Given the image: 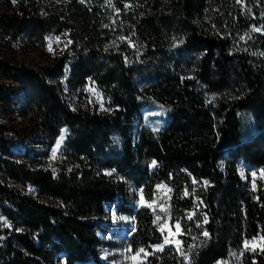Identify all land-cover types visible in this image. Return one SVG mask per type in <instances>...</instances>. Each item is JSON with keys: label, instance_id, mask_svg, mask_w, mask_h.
<instances>
[{"label": "trees", "instance_id": "trees-1", "mask_svg": "<svg viewBox=\"0 0 264 264\" xmlns=\"http://www.w3.org/2000/svg\"><path fill=\"white\" fill-rule=\"evenodd\" d=\"M12 5L0 13L7 34L42 44L55 30L68 40L39 66L0 56V79L9 81L0 83V102L9 107L0 105V116L21 113L47 146L62 127L69 134L56 169L31 167L10 158L13 143L23 142L26 153L29 145L0 123V168L45 197L0 180V264H121L101 257L111 206L133 215L132 248L151 253L137 264H215L231 256L264 264V249L244 246L264 236V175L253 189L238 168L244 161L264 172V0ZM63 88L91 89L95 105L71 102ZM154 104L167 114L161 127L142 122V108ZM243 112L251 115L250 134ZM128 181L167 211L128 205ZM157 185L166 186L165 195ZM157 216L180 221L188 260L175 246L150 247L164 238Z\"/></svg>", "mask_w": 264, "mask_h": 264}, {"label": "rangeland", "instance_id": "rangeland-1", "mask_svg": "<svg viewBox=\"0 0 264 264\" xmlns=\"http://www.w3.org/2000/svg\"><path fill=\"white\" fill-rule=\"evenodd\" d=\"M16 0H0V13L3 12H11L13 10V3ZM36 3L39 2V4L45 3L46 0H35ZM67 33L62 31H55L53 30L52 33L49 34V36L45 39L44 43L42 44H36L34 43L27 35H17L13 36L11 34H7L3 29H0V56L5 58L8 61H14L19 63H27L34 66H39L40 64H43L47 62L50 58H53L54 55L58 54L60 51H62L66 45H67ZM49 46H51V51L49 50ZM61 81H64L61 80ZM8 83L9 81L1 80L0 83ZM61 85L65 86L64 82H61ZM63 96L68 98L71 102L78 104V105H88L89 108H92L95 105L94 100L95 95L91 92V89L85 90H78V89H66L63 88ZM98 97V96H97ZM103 97L100 95L97 99V102H100V105L102 104ZM0 105L4 109H8L9 107L4 104L3 101L0 102ZM10 105V104H9ZM142 122L145 125L151 126V127H161L166 118L167 114L165 113L164 109L156 104L154 105H148L142 108ZM244 125H245V133L250 134L252 132V125L250 124V113L243 112L242 113ZM0 123H4L10 129L17 130L23 137V140L26 142L27 146L29 145V151L28 153L26 150V147L23 142L16 141L11 146V154L10 158L12 160L16 161H22L25 162L26 165L31 167H45L49 169H56L59 162H61L62 153L64 151V141L66 137L69 134V131L62 127L60 129L59 135L56 137L55 141L50 145H45L44 141L41 144V139H43V133L40 134L39 129L25 116L21 115V113H17L16 110H13L9 113L8 116L1 117L0 116ZM61 130H66L64 133V139L62 144L60 145L59 149L56 153V158L53 159V150L56 148L57 141L61 138ZM37 140V141H36ZM35 141V142H34ZM42 145V146H41ZM35 153L36 156H35ZM34 154V155H33ZM239 171L244 172V176L249 175L250 181L252 182L256 180L257 177H261V168L258 166L250 165L244 161L239 162L238 164ZM255 172L256 177H253L251 174ZM0 180L5 183L8 187H11L12 189L19 190L24 193H31L39 198L45 199V197H41L37 190L32 186L25 184L20 181V179H14L2 168H0ZM256 184V182H255ZM125 186H127V198L126 202H128V205L130 204L133 208H139L143 206H147L148 204H152V202L148 201L147 199H144L145 204L141 205L140 199H141V190L135 186L132 185L130 181L125 183ZM162 187L159 189L158 196H163L166 193V187L161 185ZM160 205H163V203H159V205H153L151 209L157 210L158 208H161ZM164 206V205H163ZM132 214H127L125 212L119 211L116 209V207L111 206L107 210L106 217L104 219V222L106 224L107 231L103 234V237L109 240V243H106L102 246L101 251V257L110 259L114 262H119L121 264H137L141 262L145 256L144 253H141L140 257L137 261H133L130 259L132 255H135L140 249H144L146 252H149L148 248H132L130 243H128V239L130 236L132 228ZM160 225L167 222L168 227H165L164 229V236L169 235V228L171 229V232H175V220L170 221L167 217L160 221ZM255 243L257 245V248H261L260 245H262V241L258 237ZM175 239H179L178 235L175 237ZM180 240V239H179ZM252 242L253 239L245 240ZM244 241V242H245ZM164 242V238L162 242H159V244H151V248L154 250H157L156 246L162 245ZM182 242V241H181ZM165 246H175V244L165 245ZM251 249V245L249 246ZM215 264H238V261L235 260V256H231L228 260H218Z\"/></svg>", "mask_w": 264, "mask_h": 264}, {"label": "snow or ice", "instance_id": "snow-or-ice-1", "mask_svg": "<svg viewBox=\"0 0 264 264\" xmlns=\"http://www.w3.org/2000/svg\"><path fill=\"white\" fill-rule=\"evenodd\" d=\"M238 2H239V0H238ZM109 3H110V0H109ZM125 7H126V8H130L131 5L126 4ZM116 11L119 12V9H116ZM253 31H254V32H260L261 29H260V28H253ZM121 39L123 40V39H126V38H125V37H121ZM241 39H244V37H241ZM68 43H71V41H68ZM129 43H131V41H129ZM66 46H67V45H66ZM174 46H175V45H174ZM49 50L51 51V46H49ZM101 107L103 108V105H101ZM104 110H107V109H104ZM61 132H62V134H61V138H60V140L57 141L56 148L53 150V159L56 158L57 150L59 149L60 145H61L62 142H63V139H64V133L66 132V130H61ZM151 166H152V167H156V166H157V162H156L155 160H153ZM251 175H252L253 177H256V173H255V172H253ZM262 175H264V172H262ZM241 177H242V178L244 177V172H243V171H241ZM193 183H196V181L193 180ZM208 183H209L208 181H204V184H205V185H207ZM161 187H162L161 185H157V188H158V189H160ZM164 187H166V186H164ZM255 187H256V185H255V181H253V189H255ZM168 191H171V190L169 189ZM185 195H186V196L188 195V192H187V191H185ZM140 203H141V205H144V204H145V201H144V199H143V195H141ZM153 203H155V201H153ZM147 206H148V207H152V204H148ZM160 207H161V210H162V211H165V212L167 211V209L164 208L163 205H160ZM197 207H198V205H197ZM195 215H196L195 212L189 213V214L187 215V219L192 220V219L194 218ZM0 219H3V218H0ZM158 221H160V217H159V216L156 217V220H155L153 223H157ZM207 222H208V218H207L206 215H204V221H203V223H204V224H207ZM6 223H7V222L5 221V224H6ZM7 226H8V227H11V225H7ZM196 226H197L198 228H200V227H202V224L197 223ZM165 227H168L167 222H165L164 224H161V225H160V230H161L162 233H163ZM180 234H183V229L181 228L180 221L177 220L176 223H175V232H171V229L169 228V235H168V236H164V242H163L162 245H158V246H156L157 250H163V247H164L165 245L175 244V245L177 246V251L180 252L181 256H183L185 260H188L189 257H188L187 254L184 252V250H183V248H182V246H181V241H180L179 239H175V237H176L177 235H180ZM202 235H203L204 237H208L209 233H208L207 231H204V232L202 233ZM256 239H257V238L254 237L252 242L245 241V242H244V246H245V248H246V249H249V246L251 245V249H250V250L255 251L256 248H257V245H256V243H255ZM259 239H260L261 241H264V236L259 237ZM193 247H194V246L190 245V246H189V251H191ZM260 247H261L262 249H264V245H260ZM141 253H144V256H145V257H147L148 255H151V253L146 252L144 249H140L135 255H132V256L130 257V259L133 260V261H137L138 258H139L140 255H141ZM233 255H235V254H233Z\"/></svg>", "mask_w": 264, "mask_h": 264}]
</instances>
